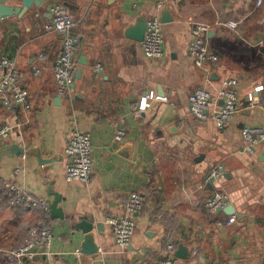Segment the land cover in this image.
Returning <instances> with one entry per match:
<instances>
[{
    "label": "crops",
    "instance_id": "crops-1",
    "mask_svg": "<svg viewBox=\"0 0 264 264\" xmlns=\"http://www.w3.org/2000/svg\"><path fill=\"white\" fill-rule=\"evenodd\" d=\"M23 1L5 4L22 9ZM36 1L0 20V58L16 62L28 92L27 104L12 109L0 97V129L11 127L0 139V249H18L45 219L53 242L46 260L39 248L30 264H160L170 244L175 253L179 244L189 251L187 259L175 255V264H264V141L249 153L243 132L264 128V0H143L137 7L133 0ZM54 4L78 21L81 37L76 80L64 97L57 96L54 79L62 36L46 29ZM154 18H172L162 22L161 59L147 57L132 32L140 19ZM196 23L210 26L206 41L217 64L192 62L188 48ZM96 64L104 68L99 75ZM227 79L239 92L233 119L223 128L212 118L196 119L191 93L206 89L217 101ZM151 91L168 102L141 111L139 100ZM121 128L126 137L117 141ZM74 129L92 137L89 185L66 179L65 149ZM215 165L224 174L207 182ZM10 182L50 206L60 194L65 218L11 207L5 196ZM217 191L228 194L235 213L205 207ZM133 192L142 193L145 204L135 216L131 244L121 248L109 219L125 214ZM233 215L235 223L223 224ZM88 231L99 247L94 254L84 253Z\"/></svg>",
    "mask_w": 264,
    "mask_h": 264
},
{
    "label": "built area",
    "instance_id": "built-area-1",
    "mask_svg": "<svg viewBox=\"0 0 264 264\" xmlns=\"http://www.w3.org/2000/svg\"><path fill=\"white\" fill-rule=\"evenodd\" d=\"M143 0H133L134 6L137 7ZM49 12L52 16L51 22L46 25L48 31L57 32L62 36V52L55 61L54 79L58 97L68 95L73 88L76 80L78 64L76 56L81 43V37L75 33L78 21L68 11L64 5L54 4L50 7ZM229 27L237 28L238 23L230 22ZM210 26L206 23H196L192 28V39L189 43V56L192 62L203 67L207 64H217L219 56L215 54L206 41V34L209 32ZM165 39L163 35V23L159 18L151 19L147 22V31L142 49L144 54L151 59H161L165 55L164 51ZM42 58L46 55L41 54ZM104 70L101 64H96L94 72L99 75ZM36 73L40 70L36 69ZM20 73L17 70L16 62L12 59L0 58V97L3 104L12 109L16 105H26L28 101V92L21 85ZM238 89L234 79L223 81L218 91L217 101L212 94L206 90L199 88L189 96L191 113L200 121L213 119L220 128H223L228 121L233 119L238 112ZM221 99L222 104L218 105ZM168 102V97L160 95L154 91L146 93L139 100V109L146 111L157 103ZM11 127L5 125L0 129V139L9 136ZM244 136L247 141V151L255 152V147L264 141V128L261 126L245 127ZM126 137V130L119 129L116 133V140L123 141ZM67 162L66 179L67 181H80L89 185L93 178L94 159H93V143L92 137L86 132L74 129L69 137L65 149ZM224 174L222 165H215L207 175V182L219 180ZM5 196L11 207L29 206L31 208L40 209L45 215L51 212L50 203L43 198H34L25 192L15 182L6 185ZM145 197L140 192H133L129 196L126 204L125 214L109 219L112 227L116 244L121 248H126L131 244L135 230V216L143 209ZM230 204L229 196L225 192L217 191L204 205L211 212H217L228 207ZM237 220L236 216H231L223 224L232 225ZM53 229L44 219L37 226L31 228L26 242L18 249L11 251L9 261L17 264H25V258H32L37 249L43 248L48 251L53 242ZM174 244L167 246V254L161 260L160 264H175ZM36 251V252H35ZM52 264H65L63 262H54Z\"/></svg>",
    "mask_w": 264,
    "mask_h": 264
},
{
    "label": "water",
    "instance_id": "water-1",
    "mask_svg": "<svg viewBox=\"0 0 264 264\" xmlns=\"http://www.w3.org/2000/svg\"><path fill=\"white\" fill-rule=\"evenodd\" d=\"M7 1L8 0H0V20L2 18H5V17L13 16L15 13L19 14L22 12L23 8H29L34 3H36V5H38V2L36 0H24L23 1L24 7L22 9H20L19 7L6 5L5 3ZM167 20L172 21V18L167 19ZM167 20H164L162 22H167ZM147 22L148 21L146 19H140V22L137 23V25L132 30L133 33H135V32L138 33L136 35V38L138 40L144 41L145 34L147 31ZM54 196H55V201L51 205V217L53 219H56V218L63 219V218H65V214L63 212V208L60 207V203L63 201V197L58 193H54ZM227 210L230 211V213L232 212V214L235 213L232 206L227 207ZM86 240H87L86 241V249L84 250V253L94 254V253L98 252L99 247L94 244V235L91 231H88ZM40 255L43 256L42 259L46 260L47 255L45 254V249L41 248V250L39 251V256ZM175 255L179 259H187L189 256V251H188L187 247H185L183 244H179V248L176 251ZM31 261L32 260L30 258L24 259V262H26V264H30Z\"/></svg>",
    "mask_w": 264,
    "mask_h": 264
},
{
    "label": "trees",
    "instance_id": "trees-1",
    "mask_svg": "<svg viewBox=\"0 0 264 264\" xmlns=\"http://www.w3.org/2000/svg\"><path fill=\"white\" fill-rule=\"evenodd\" d=\"M11 252L5 249H0V264H8V258Z\"/></svg>",
    "mask_w": 264,
    "mask_h": 264
}]
</instances>
